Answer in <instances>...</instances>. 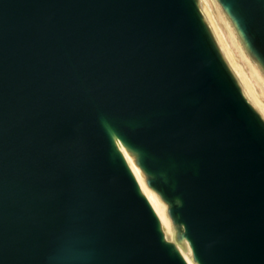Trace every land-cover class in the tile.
<instances>
[{"label": "water", "instance_id": "obj_1", "mask_svg": "<svg viewBox=\"0 0 264 264\" xmlns=\"http://www.w3.org/2000/svg\"><path fill=\"white\" fill-rule=\"evenodd\" d=\"M264 63V0H218ZM264 264V125L193 0H0V264Z\"/></svg>", "mask_w": 264, "mask_h": 264}, {"label": "rangeland", "instance_id": "obj_2", "mask_svg": "<svg viewBox=\"0 0 264 264\" xmlns=\"http://www.w3.org/2000/svg\"><path fill=\"white\" fill-rule=\"evenodd\" d=\"M193 1L220 62L242 99L264 125V63L250 49L233 18L218 0ZM169 207L170 205L166 204L165 216L168 219V225L165 228L166 240L164 242L170 243L175 251L174 241L186 238L182 235L183 227L173 224L168 216Z\"/></svg>", "mask_w": 264, "mask_h": 264}, {"label": "bare ground", "instance_id": "obj_3", "mask_svg": "<svg viewBox=\"0 0 264 264\" xmlns=\"http://www.w3.org/2000/svg\"><path fill=\"white\" fill-rule=\"evenodd\" d=\"M105 129H106L107 134L109 136V139H110V142H111V146H112L113 151L119 156V158L122 161V163H123L126 171L128 172V174L132 178L138 195L140 197H142L144 199V201L146 202V204L148 205V207H149L152 215L154 216V218H155V220L157 222V229H158V231H159V233L161 235V239H162V241H165L166 240L165 228L168 225V219L165 216V213H166L165 212L166 204L164 203V201L160 197L159 193L148 184V182H147V175L144 172V170L142 169V167L138 164V162H137V155H136L135 151L132 150L130 147H128L108 127L105 126ZM121 146H125L126 150L130 153L129 157H127V158L124 157L123 156V153H121L119 151V148ZM129 158H131L133 160V162L136 163L140 167V169H141V177H142V179L145 180V185L149 188V192L151 193L152 196L155 197V199L157 201V204H156L155 207H153L151 200H149L148 194L145 193L144 190L139 187L138 182L135 180V175L131 171V166L128 165V163H127V160ZM161 217H163V219ZM174 244H175V252L178 255V257L180 258V260L183 262V264H198V262L195 261L193 259V257H192L193 256L192 255V251H191L190 244H189V242H188L187 239L181 240V241H176L175 240L174 241Z\"/></svg>", "mask_w": 264, "mask_h": 264}, {"label": "snow or ice", "instance_id": "obj_4", "mask_svg": "<svg viewBox=\"0 0 264 264\" xmlns=\"http://www.w3.org/2000/svg\"><path fill=\"white\" fill-rule=\"evenodd\" d=\"M119 151L121 153H123V156L126 157V158L129 157V155H130V153L126 150L125 146H121L119 148ZM127 163H128V165L131 166V171L134 173L135 180L138 182L139 187L141 189H143L145 193L148 194L149 200H151L153 207H155L156 204H157V201H156L155 197L152 196L151 193L149 192V188L145 185V180L142 179V177H141V169H140V167L136 163H134L131 158H129L127 160ZM161 218L163 219V217H161Z\"/></svg>", "mask_w": 264, "mask_h": 264}]
</instances>
